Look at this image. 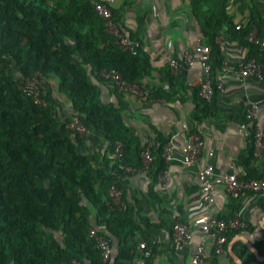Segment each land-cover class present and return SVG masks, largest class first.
Returning <instances> with one entry per match:
<instances>
[{"label": "trees", "instance_id": "1", "mask_svg": "<svg viewBox=\"0 0 264 264\" xmlns=\"http://www.w3.org/2000/svg\"><path fill=\"white\" fill-rule=\"evenodd\" d=\"M216 1L213 17H205L202 24L213 83L223 59L214 41L215 30L229 23L223 9L226 0ZM256 25L261 30L258 35L264 36V19L259 18ZM248 44V57L262 61L264 71V49ZM86 64L97 74L103 68H114L128 82L139 85L146 71V62L131 44L123 49L107 32L104 19L89 0H0V264H68L71 260L101 264L100 252L89 235V229L95 228L84 201L95 208L99 222L108 229L109 222L125 211L123 204L112 203L109 190L112 186L121 190L125 174L120 164L140 167L145 146H135L138 161L130 163L120 111L100 102L85 72ZM166 68L171 79L184 66L177 74ZM35 73L45 85L46 106L34 104L18 87L22 79ZM51 77L58 79L59 91L71 101V118L61 120L55 113L59 103L48 83ZM72 118L113 150L121 142V157L114 162L99 161L97 155L81 152L87 131L80 136L68 129ZM247 137L253 154L252 136ZM167 141L158 135L151 145L152 166L164 162L161 153ZM247 176L264 179V174ZM261 203L264 208V197ZM58 230L61 241L54 233ZM223 235L227 241L234 231ZM135 256V249L125 242L111 264H131Z\"/></svg>", "mask_w": 264, "mask_h": 264}, {"label": "crops", "instance_id": "2", "mask_svg": "<svg viewBox=\"0 0 264 264\" xmlns=\"http://www.w3.org/2000/svg\"><path fill=\"white\" fill-rule=\"evenodd\" d=\"M105 2L115 16L117 29L130 41L135 54L146 62L140 82L149 98L140 100L118 92L112 83L101 79L90 64L84 65L85 72L97 88L100 102L112 104L120 111L129 142L130 163L138 161L134 152L136 145L151 146L158 135L171 142L167 161L156 162L148 170L124 171L121 192L125 211L109 222L110 229L99 222L95 208L84 201L92 226L108 236L111 260L125 242L137 255L138 243L144 241L151 247V255L144 264H189L199 244L193 219L207 210L219 218L237 216L245 223L243 228L233 230L234 235L226 241L221 252H214L212 242L205 245V254L212 258V264H264V208L261 203L264 190L232 197L222 181L227 172L245 176L247 173L264 174V149L257 155L251 154L250 140L239 130L252 102L258 105L256 117L264 129V71L260 79L238 74L239 63L250 52L244 30L252 25L250 30L261 32L256 21L264 19V0H226L223 9L229 23L221 24L214 37L226 70L216 74L222 89L205 103L197 95L198 83L204 75L199 61L184 66L171 79L166 75V67L169 58L182 61L183 54L196 43L206 42L202 24L205 17H213L217 1ZM48 83L59 103L55 113L61 120L71 118L72 104L59 91L58 79L51 77ZM192 134L200 137L202 146L196 164L185 165L183 148ZM79 150L97 155L99 161H115L112 145L91 130L85 134ZM207 164L213 168L214 188L211 192L213 204L206 208L197 169ZM175 221L187 222L192 229L190 240L179 249L172 245L171 225ZM54 233L61 241V231Z\"/></svg>", "mask_w": 264, "mask_h": 264}, {"label": "built area", "instance_id": "3", "mask_svg": "<svg viewBox=\"0 0 264 264\" xmlns=\"http://www.w3.org/2000/svg\"><path fill=\"white\" fill-rule=\"evenodd\" d=\"M93 6L94 11L101 18L104 19V25L108 33L114 36L116 43L123 49L127 48L130 41L120 33L116 25L112 22V13L105 0H89ZM249 43L257 45L260 49H264V36H259L255 29H251L245 36ZM209 46L198 42L191 50L183 54L182 61L174 58H169L167 65L172 74L180 72L182 66L191 65L195 61H199L203 70V77L200 79L197 88V94L200 98L209 101L215 91L222 89V84L219 77L213 83L210 79V64L208 62ZM221 71L226 70V63L222 61ZM101 79L106 80L114 86V88L121 93L130 94L140 100L149 98L148 91L137 83L128 82L123 78L122 74L114 68H103L98 72ZM238 74L241 77H252L260 79L263 75L262 61H258L253 57H247L238 65ZM18 87L22 92L28 96L34 104L46 106L48 104L45 99V85L43 81L35 73L32 77H26L18 83ZM258 105L252 102L248 105L244 118L246 123L239 126L240 132L248 136H252L253 153L257 155L264 149V129L257 120ZM66 127L73 130L80 136L87 131L83 123L76 118H72ZM202 146V141L198 135L192 134L187 139L183 148L182 161L185 165L196 164L198 154ZM171 142L167 143L162 148L161 156L164 161L170 158ZM114 155L116 158L122 155V143L117 142L114 148ZM140 167H131L120 164V168L125 172H133L137 170H148L152 166L153 156L151 153V146L147 145L141 152ZM197 176L200 183V191L202 193L205 207L213 204L212 190L214 188V172L211 165L200 166L197 169ZM225 189L232 197H237L245 192H260L264 190V179H257L245 175H239L235 172H227L222 176ZM112 203L122 205V192L116 186H112L109 190ZM193 223L197 226L199 237V244L196 251L192 255L189 264H212V258L205 254V245L212 242L214 252L219 253L223 250L226 243V237L223 232L228 230H235L243 228L245 223L237 216L229 218H219L210 211L204 210L196 215ZM172 245L174 249H179L185 245L192 236V229L187 222L175 221L171 225ZM89 235L95 241L96 247L100 252L101 264H111L112 247L107 237L97 234L95 229H89ZM139 253L133 258L131 264H144L145 260L151 255V247L146 242L138 243ZM68 264H79L76 260H71Z\"/></svg>", "mask_w": 264, "mask_h": 264}]
</instances>
